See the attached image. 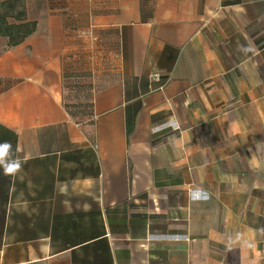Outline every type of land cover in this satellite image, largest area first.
Masks as SVG:
<instances>
[{"label":"crops","instance_id":"0c3cea01","mask_svg":"<svg viewBox=\"0 0 264 264\" xmlns=\"http://www.w3.org/2000/svg\"><path fill=\"white\" fill-rule=\"evenodd\" d=\"M19 1L0 264H264V0Z\"/></svg>","mask_w":264,"mask_h":264},{"label":"trees","instance_id":"16d2710c","mask_svg":"<svg viewBox=\"0 0 264 264\" xmlns=\"http://www.w3.org/2000/svg\"><path fill=\"white\" fill-rule=\"evenodd\" d=\"M37 23L27 20L23 1H0V40L6 39L8 48L17 47L34 35ZM79 105L73 106L72 113H79Z\"/></svg>","mask_w":264,"mask_h":264},{"label":"built area","instance_id":"2783aa9c","mask_svg":"<svg viewBox=\"0 0 264 264\" xmlns=\"http://www.w3.org/2000/svg\"><path fill=\"white\" fill-rule=\"evenodd\" d=\"M156 79H158V78H156Z\"/></svg>","mask_w":264,"mask_h":264},{"label":"rangeland","instance_id":"374dc122","mask_svg":"<svg viewBox=\"0 0 264 264\" xmlns=\"http://www.w3.org/2000/svg\"><path fill=\"white\" fill-rule=\"evenodd\" d=\"M4 41V40H3ZM79 110V109H78Z\"/></svg>","mask_w":264,"mask_h":264}]
</instances>
